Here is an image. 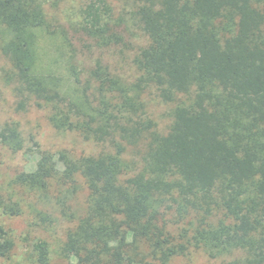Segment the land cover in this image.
<instances>
[{
  "label": "trees",
  "instance_id": "trees-1",
  "mask_svg": "<svg viewBox=\"0 0 264 264\" xmlns=\"http://www.w3.org/2000/svg\"><path fill=\"white\" fill-rule=\"evenodd\" d=\"M52 23L41 0H0L3 82L17 113L45 109L58 132L105 147L60 151L63 169L44 152L0 185V262L17 245L1 219L25 217L30 230L69 224L60 263L169 264L202 249L228 257L220 264H264V0H91L73 35ZM135 28L147 42L134 80L77 60L75 35L90 59L132 48ZM147 95L172 106L163 130ZM0 144L24 150L19 121L2 125ZM51 245H29L34 263L56 264Z\"/></svg>",
  "mask_w": 264,
  "mask_h": 264
},
{
  "label": "rangeland",
  "instance_id": "rangeland-1",
  "mask_svg": "<svg viewBox=\"0 0 264 264\" xmlns=\"http://www.w3.org/2000/svg\"><path fill=\"white\" fill-rule=\"evenodd\" d=\"M41 1L44 2V9L48 19L51 20L53 18L52 24L54 27L66 29L70 32L69 35H73L72 29L75 28L74 25L82 20L83 10L91 0ZM1 31L2 28H0V39L3 37ZM136 33L133 38H128L132 48H114L110 50L93 49L91 54H87L90 59L85 58L86 50H84L82 43L78 41V35H75L78 40L72 37L74 46H76L74 53L77 55V60L81 61V63L83 61L89 65L93 64L96 59H101L104 63L109 64L115 73L120 74L124 79L134 80L137 74L132 64L133 59L139 50L138 48L147 42L145 35L138 29H136ZM59 37L62 36L59 35ZM44 42L49 43V46H45ZM40 44L48 50L46 54L47 58L56 55V47L51 46L54 44L52 40H49L47 37H42ZM66 52V56L69 58L71 54L69 53L68 47L66 48ZM65 62L66 64L68 63L67 61ZM81 63L76 64V66ZM9 70V62L0 52V131L5 122L10 120L19 121L25 138V147L22 152L13 154L0 144V185H5L10 178L16 175L25 177L28 173L35 171L41 162H46L50 159L49 157L42 156L44 152L54 154L53 159L59 169H63V163L59 154L60 151L66 150L75 157H78L85 154H95L103 150L105 146L87 142L76 133L58 132L50 124L48 119L49 112L45 109H37L34 107L30 108L29 112L17 113L15 108L17 107L18 99L15 98L10 87L6 86L3 82V77ZM145 99L149 116L157 123L158 129L163 130L167 127L171 119L170 111L172 106L160 102L154 95H147ZM82 197L83 192L80 194V202H82ZM1 222L6 226V229L10 228L12 230L11 233L16 237L17 245L10 257L2 260L0 264H36L31 259V253L29 254V245L39 239H47L52 244L51 249L53 250L54 263H68L67 261V263H60L58 261L59 258L56 254L59 242L56 241L58 238H61L60 236L64 234L62 230L68 228L69 224H60L54 232H49L43 228L30 230L25 217H3ZM225 260H228V257L212 259L205 251L200 249L191 250L186 256L176 257L169 264H220ZM71 263H75L74 258H72Z\"/></svg>",
  "mask_w": 264,
  "mask_h": 264
}]
</instances>
